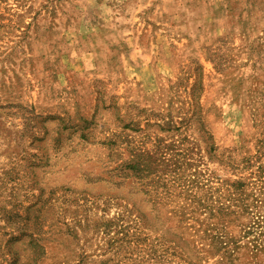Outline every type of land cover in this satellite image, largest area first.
Masks as SVG:
<instances>
[{
  "label": "rangeland",
  "instance_id": "374dc122",
  "mask_svg": "<svg viewBox=\"0 0 264 264\" xmlns=\"http://www.w3.org/2000/svg\"><path fill=\"white\" fill-rule=\"evenodd\" d=\"M0 264H264V0H0Z\"/></svg>",
  "mask_w": 264,
  "mask_h": 264
}]
</instances>
